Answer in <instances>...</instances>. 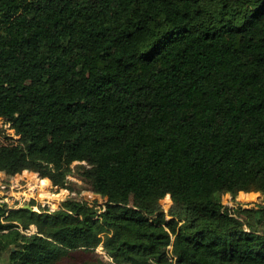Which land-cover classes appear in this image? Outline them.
I'll return each instance as SVG.
<instances>
[{
	"label": "trees",
	"instance_id": "1",
	"mask_svg": "<svg viewBox=\"0 0 264 264\" xmlns=\"http://www.w3.org/2000/svg\"><path fill=\"white\" fill-rule=\"evenodd\" d=\"M0 117V171L106 197L0 195V264H264V0H0Z\"/></svg>",
	"mask_w": 264,
	"mask_h": 264
},
{
	"label": "rangeland",
	"instance_id": "2",
	"mask_svg": "<svg viewBox=\"0 0 264 264\" xmlns=\"http://www.w3.org/2000/svg\"><path fill=\"white\" fill-rule=\"evenodd\" d=\"M0 129L5 130V132L9 135L14 134V129L9 127L5 117H0ZM0 140V142L5 141L2 137ZM39 176L40 175L33 170L29 172L22 171L17 174H7L0 171V195L4 201L7 202L10 209L34 202V210L36 211H40L41 207L58 210L60 209L61 202L69 195H73L79 199L88 200L90 202H97L100 206L104 205L106 197L92 190L89 183L82 181L77 176H70V179L74 180L77 184L83 187L80 192L58 188L50 179L49 183L45 182L46 184H44L43 181L41 182V176ZM43 185L44 188L42 187ZM223 200L228 207L233 209L239 206L264 207V194L258 191L253 192V194L246 191H240L236 198H233L229 193H225ZM126 202L129 205L134 206L132 195H129ZM171 202V198H167V196H165L160 200V205L168 211ZM32 224L37 226L35 223ZM97 251L105 253L102 245L97 248ZM1 256L5 257V253H0V257Z\"/></svg>",
	"mask_w": 264,
	"mask_h": 264
},
{
	"label": "built area",
	"instance_id": "3",
	"mask_svg": "<svg viewBox=\"0 0 264 264\" xmlns=\"http://www.w3.org/2000/svg\"><path fill=\"white\" fill-rule=\"evenodd\" d=\"M166 196H169V197H170V194H167ZM1 197H2V196H1ZM170 198H171V197H170ZM1 201L5 202L3 198H1ZM6 203H7V202H6ZM36 205H37V204H36ZM33 207H34V205H33ZM35 207H37V206H35ZM15 208H16V207H15ZM162 208H163V207H162ZM163 209H164V208H163ZM164 210H165V209H164ZM40 211H41V210H40ZM40 211H39V212H40ZM165 212H167V211L165 210ZM7 214H8V212H7ZM19 229H21V231H23V232H25V233H27V234H32V233L37 232V226H34L32 223L29 224L27 227H24L23 225L20 224ZM167 254H168L169 258H170V261L173 262V263H175L176 256H175V254L173 253L172 245H169V246H168V248H167Z\"/></svg>",
	"mask_w": 264,
	"mask_h": 264
},
{
	"label": "water",
	"instance_id": "4",
	"mask_svg": "<svg viewBox=\"0 0 264 264\" xmlns=\"http://www.w3.org/2000/svg\"><path fill=\"white\" fill-rule=\"evenodd\" d=\"M22 207H25V208H29L31 210H34V207L31 204H24Z\"/></svg>",
	"mask_w": 264,
	"mask_h": 264
},
{
	"label": "bare ground",
	"instance_id": "5",
	"mask_svg": "<svg viewBox=\"0 0 264 264\" xmlns=\"http://www.w3.org/2000/svg\"><path fill=\"white\" fill-rule=\"evenodd\" d=\"M40 179H41V178H40ZM42 181L44 182V184H46L45 182H47V181H46V180H44V179H41V182H42ZM37 182H38V181H37ZM41 182H40V183H41ZM46 186H47V185H46ZM42 187L44 188V185H43ZM244 193H245V192H244ZM250 194H253V193H252V192H250Z\"/></svg>",
	"mask_w": 264,
	"mask_h": 264
},
{
	"label": "crops",
	"instance_id": "6",
	"mask_svg": "<svg viewBox=\"0 0 264 264\" xmlns=\"http://www.w3.org/2000/svg\"><path fill=\"white\" fill-rule=\"evenodd\" d=\"M26 172H29L28 170H26ZM254 191H252V193H253Z\"/></svg>",
	"mask_w": 264,
	"mask_h": 264
}]
</instances>
